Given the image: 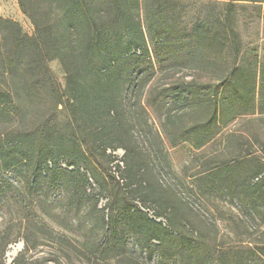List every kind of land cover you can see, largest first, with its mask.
Instances as JSON below:
<instances>
[{"label":"trees","instance_id":"trees-1","mask_svg":"<svg viewBox=\"0 0 264 264\" xmlns=\"http://www.w3.org/2000/svg\"><path fill=\"white\" fill-rule=\"evenodd\" d=\"M17 2L34 32L24 34L18 23L0 16V123L11 125L0 131V140L15 149L0 151V172L26 165L32 188L42 182L62 187L67 180L63 215L69 222L59 225L82 239L79 257L123 259L131 239L149 259L160 255L165 263L189 256L197 264H248L264 257V245L219 250L197 240L185 222L188 232L178 231L182 221L175 214L152 212L150 202L132 196L133 162L142 156L134 129L147 123L149 109L163 112L170 147H179L180 135L190 131L196 151L237 119L264 115V64L256 52L247 58L239 32L249 9L264 23V0ZM51 61L63 69L64 88ZM184 71L195 78H180ZM157 75L169 80L163 88L153 85ZM118 149L126 152L127 178L102 172L111 171ZM256 160L254 153L238 156L202 179L230 190L264 226V162L249 180L234 175L236 167ZM139 163L148 169L141 158ZM91 180L108 195L104 208ZM9 185L0 181V191ZM24 233V250L14 264H27L24 254L48 246L27 235V226ZM62 252L63 261L73 264ZM60 259L54 262L65 264Z\"/></svg>","mask_w":264,"mask_h":264},{"label":"rangeland","instance_id":"rangeland-1","mask_svg":"<svg viewBox=\"0 0 264 264\" xmlns=\"http://www.w3.org/2000/svg\"><path fill=\"white\" fill-rule=\"evenodd\" d=\"M0 16L18 23L24 34L33 35L34 27L22 13L17 0H0ZM239 24L244 46L250 51L247 58L251 59L252 52H256L264 64L263 20L249 9L243 13ZM48 65L57 83L64 88L66 76L60 63L51 61ZM179 76L186 80L195 78V74L190 71H184ZM168 81L164 76L157 75L153 85L163 88ZM64 117V114L60 115V119ZM145 118L147 123L143 126L138 124L134 129V141L142 150V156L135 157L133 162L132 173L136 178L132 184V196L150 202L147 204L152 212L166 209L168 218L175 214L180 220L178 222L182 221L177 225L178 231L188 232L181 225L185 222L186 229L192 230L188 234H193L197 240L208 241L219 250L264 245V226L260 225L256 214L248 206L234 200L230 190L220 187L216 180L205 182L202 179L210 169L248 153H254L258 160L239 165L235 168L234 175L238 180L246 181L257 173L258 162H264V115L237 119L224 128L213 142L199 151L191 147L196 138L190 131L180 135L177 142L179 147L169 146L164 138L163 112L157 113L149 109ZM2 123L0 131L11 126ZM2 149L8 154L15 150L9 142L0 140V151ZM113 154L117 159L111 165V171L102 169V172L108 177L118 174L127 178V167L123 163L126 152L118 149ZM140 158L148 164L146 171L141 169ZM65 164V161L61 163L62 166ZM81 170L86 172L84 167ZM31 178L32 173L26 165L0 172L1 183L10 184L0 191V264L3 259L5 264H14L17 255L24 250L22 239L25 226L27 235H36L48 244L40 249L42 254L34 253L36 257L31 261L34 264H56L54 260L57 257H61L60 260L63 261L62 250L71 255L73 264H197L189 256L170 263H165L160 255L149 259L145 252L138 249L133 239L128 243L129 254L123 259L106 256L88 260L79 257L77 248H80L79 242L82 239L59 225L60 222H69L63 215L67 203V180H63L62 187L52 188L49 183L42 182L41 186L32 188L29 184ZM91 183L94 193L100 196V208H104L109 200L107 193L102 194L92 180ZM146 196H149V200L144 199ZM72 224H76L75 221ZM5 250L7 253L4 258ZM248 264H264V257H256L254 262Z\"/></svg>","mask_w":264,"mask_h":264},{"label":"crops","instance_id":"crops-1","mask_svg":"<svg viewBox=\"0 0 264 264\" xmlns=\"http://www.w3.org/2000/svg\"><path fill=\"white\" fill-rule=\"evenodd\" d=\"M36 252L39 253L40 251L39 250L31 251L29 253L24 254V257H25L24 261L27 262V264H34L31 261H34L33 259H35V257H36V255L34 253H36ZM39 254H42V253L40 252Z\"/></svg>","mask_w":264,"mask_h":264}]
</instances>
